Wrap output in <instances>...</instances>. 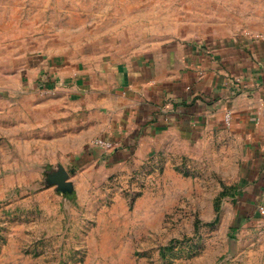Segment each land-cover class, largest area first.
I'll return each mask as SVG.
<instances>
[{
    "label": "rangeland",
    "instance_id": "1",
    "mask_svg": "<svg viewBox=\"0 0 264 264\" xmlns=\"http://www.w3.org/2000/svg\"><path fill=\"white\" fill-rule=\"evenodd\" d=\"M254 38L264 39V0H0V84L37 81L33 67L55 84L61 65L177 40ZM180 149L135 167L59 164L63 183L51 177L58 165L0 162V264H264L262 234L247 243L231 225L239 190L225 154Z\"/></svg>",
    "mask_w": 264,
    "mask_h": 264
},
{
    "label": "crops",
    "instance_id": "2",
    "mask_svg": "<svg viewBox=\"0 0 264 264\" xmlns=\"http://www.w3.org/2000/svg\"><path fill=\"white\" fill-rule=\"evenodd\" d=\"M27 70L37 81L0 84V162L116 169L160 150L207 146L234 170L231 225L249 234L247 243L254 230L264 238V39L177 40L96 67L65 64L52 70L55 84ZM96 138L115 147L93 146Z\"/></svg>",
    "mask_w": 264,
    "mask_h": 264
},
{
    "label": "built area",
    "instance_id": "3",
    "mask_svg": "<svg viewBox=\"0 0 264 264\" xmlns=\"http://www.w3.org/2000/svg\"><path fill=\"white\" fill-rule=\"evenodd\" d=\"M40 80L41 81H48L49 79H45V77H44V78H41ZM232 118H233V111L231 109H228L225 112V117H224L225 124L230 125L231 122H232ZM92 145L100 147V148H103L105 150H112L115 147V145H114V143L112 141L104 139V138H96V139H94L92 141ZM260 210H261L262 213H264V206H262L260 208Z\"/></svg>",
    "mask_w": 264,
    "mask_h": 264
},
{
    "label": "water",
    "instance_id": "4",
    "mask_svg": "<svg viewBox=\"0 0 264 264\" xmlns=\"http://www.w3.org/2000/svg\"><path fill=\"white\" fill-rule=\"evenodd\" d=\"M51 177L55 180V182L63 183L67 179L68 173L63 166L58 165V171L53 172Z\"/></svg>",
    "mask_w": 264,
    "mask_h": 264
}]
</instances>
